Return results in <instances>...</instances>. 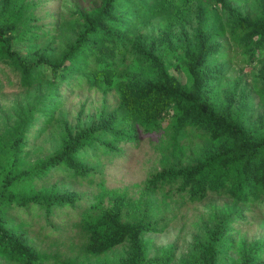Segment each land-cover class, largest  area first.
<instances>
[{"label":"rangeland","instance_id":"1","mask_svg":"<svg viewBox=\"0 0 264 264\" xmlns=\"http://www.w3.org/2000/svg\"><path fill=\"white\" fill-rule=\"evenodd\" d=\"M83 1L24 0L33 17L30 25L39 29L43 38L29 46H17L21 54L30 61L44 54L62 59L78 32L71 23L75 19L73 13L82 7ZM177 3L178 0H159V16L128 31L127 50L115 60L119 78L160 81L158 71L162 67L187 85L189 61L185 52L194 50L197 37L230 28L238 16L262 9L259 0H222L219 4L213 0H186L179 6ZM171 12L176 14L177 23L166 30L163 22ZM225 40L226 37L216 38L212 43L220 46ZM205 69H215L218 75L209 78L205 86L210 107L264 137V98L258 92V87H264V58L252 64L238 58H216ZM40 70L41 84L27 90L18 87L14 75L0 66V145L15 142L17 124L25 120V107L37 105L54 88L60 97L54 122L40 131L44 124L42 118L38 119L20 140V157L28 166L55 156L65 141L96 128L112 113L120 114L115 90L102 93L75 79L59 82L44 66ZM175 117L171 113L156 132L137 130L136 141L118 144L116 155L91 146L81 159L90 170L82 176H72L56 167L34 178V192L70 196L72 202L48 208L33 204L26 208L8 206L1 213L7 228H14L29 250L44 256L43 264H125L132 256L130 243L124 242L97 257L86 256V237L80 228L83 218L99 214L124 195L137 206L132 213L134 219L156 224L160 230L140 237L145 264H161L163 259H167L166 264H188L201 256L216 231L219 239L213 244L217 264H264V199L242 204L224 194H209L201 201L191 202L177 185L147 189L146 181L152 174L193 166L192 159L204 148L202 138L190 136L189 142L185 135L175 134ZM2 155L0 183L7 167ZM0 264L15 263L0 259Z\"/></svg>","mask_w":264,"mask_h":264},{"label":"trees","instance_id":"2","mask_svg":"<svg viewBox=\"0 0 264 264\" xmlns=\"http://www.w3.org/2000/svg\"><path fill=\"white\" fill-rule=\"evenodd\" d=\"M158 1L85 0L82 7L73 13L75 21L71 27L78 32L66 47L62 59L44 54L30 61L21 54L19 45H32L43 36L38 33L39 29L30 25L33 17L29 7L24 0H0V66L14 75L18 87L29 90L41 84L40 69L44 66L59 82L75 79L102 93L115 90L120 113L114 112L96 128L68 139L50 159L28 166L24 157H20V140L25 130H29L38 119L42 118L44 124L40 131L54 122V114L60 107L56 88L37 105L24 108L25 120L17 124L15 142L0 145V154L7 164L6 175L0 183V259L15 264H43L45 260L44 256L28 249L14 228H7L1 218L6 207L26 208L33 204L48 208L72 202L70 196L34 192V178L56 167L63 168L72 176H82L90 170L81 163V159L85 158L91 146L96 145L116 155L118 144L136 141L139 129L147 133L158 131L171 113L176 115L175 134L185 135L189 142L192 140L190 136L202 138L204 148L192 159L193 166L167 168L152 174L146 181L147 189L155 190L165 184L177 185L191 202L201 201L209 194H224L242 204L264 199V137L257 136L228 115L216 113L205 98L209 78L218 76L215 69L209 72L205 69L210 61L238 58L240 62L252 64L264 58V0H259L262 9L238 16L230 28L223 27L205 37H197L194 50L185 52L189 61L187 85H182L176 76L162 67L158 71L160 81L119 78L115 60L127 50L128 31L159 16ZM185 1L178 0L176 5ZM213 1L219 4L222 0ZM176 23V14L171 12L165 16L163 24L166 30ZM224 37L223 45L212 43L216 38ZM235 51L241 54L235 55ZM258 88L264 98V87ZM134 208L137 206L129 203L124 195H119L99 214L83 218L80 228L86 237L84 254L97 257L128 242L133 251L125 264H145L140 237L160 230L156 224L134 219ZM217 233H214L212 243L202 250L201 256L188 264H217L213 244L219 239ZM166 263L167 259L161 260V264Z\"/></svg>","mask_w":264,"mask_h":264}]
</instances>
